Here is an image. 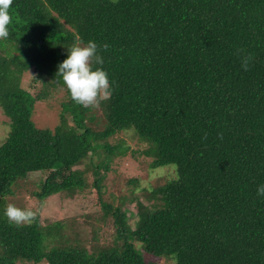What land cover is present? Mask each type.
Segmentation results:
<instances>
[{
  "label": "trees",
  "instance_id": "16d2710c",
  "mask_svg": "<svg viewBox=\"0 0 264 264\" xmlns=\"http://www.w3.org/2000/svg\"><path fill=\"white\" fill-rule=\"evenodd\" d=\"M9 13L0 199L22 186L39 214L21 227L0 214V264H264V0H13ZM77 38L97 43L108 73L112 95L96 108L73 102L57 76ZM240 49L254 57L247 71ZM53 97L59 122L39 126L36 105ZM128 130L142 148L110 140ZM127 152L150 175L174 168L147 184L138 166L134 221L127 193L103 197ZM91 188L111 232L91 213L42 224L49 197Z\"/></svg>",
  "mask_w": 264,
  "mask_h": 264
},
{
  "label": "rangeland",
  "instance_id": "374dc122",
  "mask_svg": "<svg viewBox=\"0 0 264 264\" xmlns=\"http://www.w3.org/2000/svg\"><path fill=\"white\" fill-rule=\"evenodd\" d=\"M26 80V79H25ZM57 98H52L49 100V104L51 105L48 107L49 104L47 103H37L35 112L33 114L34 121L39 126H50L53 127L59 122L58 112L57 108L59 104L57 103ZM3 116L0 112V142L3 140V138L6 135L7 132V125L6 123L2 122ZM110 124L114 127H118L121 122V117L116 116L109 120ZM131 133V134H130ZM110 140L112 142L123 140L124 144L129 146L130 152L133 150H137L138 148H142L144 145L137 140L135 137V133L133 130L128 131H119L115 134V136L111 137ZM127 152L122 158L120 159V162H118V166L115 165V170L110 171L109 175L107 177L106 186H105V193L103 194L104 199L109 200L111 202H117V197L120 194L127 193L125 200V206L129 208L132 212H134L133 218H131V221H134L137 218V212L139 210V201L142 200L139 198H133L131 199V189L133 188V185H129L127 182L130 179H133L135 177L136 173H138V166L142 167V170H140L139 177L144 180V182H147V184L152 182H163L166 179L170 178V176H173L174 173L171 172L174 171L173 166H164L157 168L155 171H152V175H150L149 170L144 169L146 166L145 162H143L144 158L141 156L139 159L134 160V158L131 156V153ZM140 163V164H139ZM138 164V165H137ZM141 169V168H140ZM167 170H170L167 172ZM68 170H62L57 173L58 177H61L62 175L66 174ZM44 174H32L30 178V182L38 180L40 177H42ZM155 175H158L156 177H153ZM16 195L9 197L7 200V203H11L14 205H23L26 206H35V202L33 201V198L30 195V191L25 189L21 186L20 190L18 191ZM7 204L3 201V199H0V214H4ZM99 205L97 202L96 192L94 188H91L90 191H86L84 193L76 194L73 198L64 197L61 194L53 195L47 199L45 204H42L40 209V215H41V221L42 224H48L50 222H54L56 220L60 219H69V218H81L84 214L91 213L92 214V220L102 223L103 230L105 233H108L110 231V228L107 223L100 222L98 220V216L100 215ZM108 222V221H106ZM108 229V230H107ZM111 232V231H110ZM162 264H164V261L158 260Z\"/></svg>",
  "mask_w": 264,
  "mask_h": 264
},
{
  "label": "clouds",
  "instance_id": "9594fccd",
  "mask_svg": "<svg viewBox=\"0 0 264 264\" xmlns=\"http://www.w3.org/2000/svg\"><path fill=\"white\" fill-rule=\"evenodd\" d=\"M12 4L13 0H0V40L9 37V25L12 23L9 9ZM102 48L106 51L108 45L104 44ZM67 50V58L58 65L57 76L62 77L73 102L85 108L98 107L100 101L107 100L112 95L108 73L102 67L104 60L99 46L94 41L85 44L77 38ZM237 55L240 57L241 67L247 71L254 57L243 49L238 50ZM93 64L101 67L93 70ZM257 195L264 196V184L257 187ZM38 214L39 209L20 208L11 203L7 204L4 212L9 224L16 227L31 226Z\"/></svg>",
  "mask_w": 264,
  "mask_h": 264
}]
</instances>
